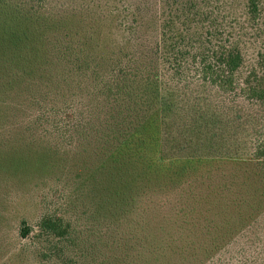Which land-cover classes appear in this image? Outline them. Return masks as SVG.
I'll return each instance as SVG.
<instances>
[{
  "label": "trees",
  "instance_id": "obj_1",
  "mask_svg": "<svg viewBox=\"0 0 264 264\" xmlns=\"http://www.w3.org/2000/svg\"><path fill=\"white\" fill-rule=\"evenodd\" d=\"M234 1L129 0L114 13L113 35L121 42L106 48L92 32L38 12L31 13L35 25L10 29L8 44L0 41L3 68L19 81L35 80L44 89L37 93L50 94L62 80L78 89L81 101L33 119L53 120L55 132L81 138L98 161L100 178L85 184L99 200L94 239L62 213L46 212L35 231L44 259L203 264L215 257L211 263L264 264V130L254 112L235 106L239 100L264 105V48L248 65L247 19L232 10ZM242 6L252 23L264 14V0H242ZM28 119L17 134L31 138L39 126ZM248 146L246 158L240 153ZM75 196L66 195L67 209L84 202V194ZM118 196L131 206L145 198L149 218L175 216L184 237L176 245L134 237L137 246L127 252L115 237L120 227L111 222L113 213L103 206ZM87 203L83 215L90 213ZM34 230L24 223L21 238Z\"/></svg>",
  "mask_w": 264,
  "mask_h": 264
},
{
  "label": "rangeland",
  "instance_id": "obj_2",
  "mask_svg": "<svg viewBox=\"0 0 264 264\" xmlns=\"http://www.w3.org/2000/svg\"><path fill=\"white\" fill-rule=\"evenodd\" d=\"M128 1L0 0V41L4 45L8 44L5 37L10 29L18 30L22 26L35 25L37 19L31 18V13L36 15L35 12H38L56 18L68 29L80 28L85 33L92 32L97 36L102 48L109 44L116 45L121 40L113 35L118 34L114 13ZM234 3L232 10L239 13L245 21L247 19L243 23L247 31L243 34L242 41L246 62L250 65L255 63L257 54L264 48V14L252 23L243 10L242 0H235ZM110 12L108 18L100 17L101 14ZM68 15L72 17L62 20ZM250 27L252 28L249 29ZM9 54L16 55V52L9 50ZM2 60L0 51V264H59L52 258H43L45 246L35 233L36 224L44 213L56 210L71 219L89 242L94 239L92 233L96 230L93 226L97 223V216L93 212L99 200L97 194L90 193V188H85V184L96 183L100 178L98 161L92 153V146L84 145L85 142H82L81 138L71 140L55 132L59 128L53 120L48 123L39 122L35 117L48 109L59 108L63 103L68 106L76 104L81 101L80 94L68 80L61 81V77L58 78L61 87H50V94L37 93L44 91L43 88L37 89L39 83L35 80L19 81L14 73L3 68ZM60 72L61 67L56 66L55 75ZM30 87L32 88L26 93ZM42 97H45V100L39 102L38 98ZM242 102L239 100L235 104L237 109H242L243 106L250 113L254 112L260 120L257 126L264 130V105ZM28 116L37 121L39 126L31 138L27 134H17L25 122L31 121ZM91 144L94 146L95 141L92 140ZM249 150V146L245 151L241 149L240 154L249 158ZM75 192L81 197L84 194L85 200L82 203L78 201L75 206L67 209L64 203H71L67 202L66 195L74 200L77 197ZM117 199L109 200L110 205L103 206L113 213L110 215L111 222L120 227V232L118 231L115 237H122V244H125L123 249L129 248L127 252L130 253L137 246L134 237H139L142 244L145 242L144 238L148 237L161 245L168 241H173L175 243L172 245H176L177 240L184 237L186 232L179 228L180 220L174 221L175 216L169 219L162 218L163 214H159L157 219L147 217V213L143 212L144 209L147 210L145 198H141L134 206L123 200L122 196ZM84 203H87L90 212L87 215L82 214L85 211ZM24 223L35 230L23 239L20 230ZM194 232L196 230H193ZM107 252L110 255L111 251ZM157 259L160 261L150 257L149 264H177L165 261L164 258ZM212 261H215V257L204 261L203 264H214Z\"/></svg>",
  "mask_w": 264,
  "mask_h": 264
}]
</instances>
